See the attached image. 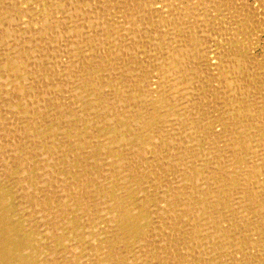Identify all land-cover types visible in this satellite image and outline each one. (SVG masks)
Returning a JSON list of instances; mask_svg holds the SVG:
<instances>
[{
	"label": "rangeland",
	"instance_id": "374dc122",
	"mask_svg": "<svg viewBox=\"0 0 264 264\" xmlns=\"http://www.w3.org/2000/svg\"><path fill=\"white\" fill-rule=\"evenodd\" d=\"M0 64V264H264V0H0Z\"/></svg>",
	"mask_w": 264,
	"mask_h": 264
},
{
	"label": "bare ground",
	"instance_id": "6f19581e",
	"mask_svg": "<svg viewBox=\"0 0 264 264\" xmlns=\"http://www.w3.org/2000/svg\"><path fill=\"white\" fill-rule=\"evenodd\" d=\"M124 1V0H123ZM77 3V2H76ZM90 3V2H89ZM56 4V3H55ZM91 4H92V2H91ZM53 5V4H52ZM118 5V4H117ZM124 5V4H123ZM55 6V5H54ZM114 6V5H113ZM141 6V5H140ZM101 7V6H100ZM73 8V7H72ZM96 8V7H95ZM116 8V7H115ZM74 9V8H73ZM122 9V8H121ZM120 9V10H121ZM69 10V9H68ZM97 10V9H96ZM101 10V9H100ZM102 10H104V9H102ZM55 11V10H54ZM15 12V11H14ZM13 12V13H14ZM84 13V12H83ZM89 13V12H88ZM123 13V12H122ZM43 15V14H42ZM72 15V14H71ZM87 15V14H86ZM97 15V14H96ZM99 15V14H98ZM97 15V16H98ZM111 15H113V14H111ZM133 15V14H132ZM26 16V15H25ZM95 16V15H94ZM96 16V18H98ZM134 16V15H133ZM74 17V16H73ZM86 17V16H85ZM102 17V16H101ZM116 17V16H115ZM105 19V18H104ZM125 19V18H124ZM137 19V18H136ZM82 20V19H81ZM88 20V19H87ZM245 20V19H244ZM141 21V20H140ZM143 21V20H142ZM96 22V21H95ZM97 23H98V21H97ZM84 24V23H83ZM94 24V23H93ZM103 24V23H102ZM131 25V24H130ZM142 25V24H141ZM151 25V24H150ZM148 26V25H147ZM46 28V27H45ZM51 28V27H50ZM87 28V27H86ZM93 28V27H92ZM94 29V28H93ZM44 30V29H43ZM42 30V31H43ZM11 31V30H10ZM54 31V30H53ZM59 31V30H58ZM101 32V31H100ZM105 32V31H104ZM130 32H131V30H130ZM135 32H137V31H135ZM93 33H95V32H93ZM132 33V32H131ZM30 34V33H29ZM74 34V33H73ZM46 35V34H45ZM105 35V34H104ZM5 36V35H4ZM47 36V35H46ZM184 36V35H183ZM34 37V36H33ZM32 37V38H33ZM52 37V36H51ZM119 37V36H118ZM123 37V36H122ZM127 37V36H126ZM186 37V36H185ZM27 39H29V38H27ZM40 39V38H39ZM87 39V38H86ZM116 39V38H115ZM120 40V39H119ZM191 40V39H190ZM13 41V40H12ZM50 41V40H49ZM96 41V40H95ZM99 41V40H98ZM105 41V40H104ZM135 41V40H134ZM46 42V41H45ZM93 42V41H92ZM32 43H33V41H32ZM48 43V42H47ZM54 43V42H53ZM108 43V42H107ZM87 44V43H86ZM118 44H119V42H118ZM145 44V43H144ZM20 45V44H19ZM22 45V44H21ZM48 46V45H47ZM53 46V45H52ZM13 47V46H12ZM32 47V46H31ZM50 47V46H49ZM192 47V46H191ZM2 48V47H1ZM43 48V47H42ZM22 49V48H21ZM37 49V48H36ZM132 49V48H131ZM136 49V48H135ZM19 50V49H18ZM37 51V50H36ZM46 51V50H45ZM28 52V51H27ZM41 52V51H40ZM115 52H116V50H115ZM187 52V51H186ZM15 53V52H14ZM13 53V54H14ZM48 53V52H47ZM103 53V52H102ZM87 55V54H86ZM44 56V55H43ZM109 56V55H108ZM36 57H38V56H36ZM49 57V56H48ZM86 57V56H85ZM34 58V57H33ZM89 58V57H88ZM101 58V57H100ZM168 58V57H167ZM39 59V58H38ZM98 59V58H97ZM104 59V58H103ZM111 59V58H110ZM35 60V59H34ZM112 60V59H111ZM4 61V60H3ZM26 61V60H25ZM136 61V60H135ZM175 61V60H174ZM43 62V61H42ZM82 62V61H81ZM80 62V63H81ZM112 62H113V60H112ZM132 63V62H131ZM130 64V63H129ZM1 65V64H0ZM12 65V64H11ZM34 65V64H33ZM77 65V64H76ZM117 66H118V64H116ZM120 65V64H119ZM17 66L20 68V65H18L17 64ZM86 67V66H85ZM116 67V66H115ZM133 67V66H132ZM33 68V67H32ZM77 69V68H76ZM87 69V68H86ZM75 70V69H74ZM83 70H84V68H83ZM90 70V69H89ZM182 70H183V68H182ZM184 71V70H183ZM14 72H16V71H14ZM36 72V71H35ZM38 72V71H37ZM42 72H43V70H42ZM45 72V71H44ZM81 72V71H80ZM124 73V72H123ZM10 74V73H9ZM70 74V73H69ZM173 74V73H172ZM66 75H68V74H66ZM117 75V74H116ZM110 76V75H109ZM135 76V75H134ZM41 77V76H40ZM79 77V76H78ZM81 77V76H80ZM171 77V76H170ZM68 78V77H67ZM98 78V77H97ZM146 78V77H145ZM197 78V77H196ZM116 80V79H115ZM30 81H31V79H30ZM52 81V80H51ZM58 81V80H57ZM62 81H64V80H62ZM84 81V80H83ZM136 81V80H135ZM134 81V82H135ZM74 82H76V81H74ZM88 82V81H87ZM138 82V81H137ZM25 83V82H24ZM35 83V82H34ZM57 83H59V82H57ZM67 83V82H66ZM89 83H90V80H89V82H88V85H89ZM165 83V82H164ZM196 83V82H195ZM31 84V83H30ZM48 84V83H47ZM162 84V83H161ZM25 85V84H24ZM27 85V84H26ZM50 85V84H49ZM64 85V84H63ZM87 85V86H88ZM62 86V85H61ZM67 86V85H66ZM15 87V86H14ZM13 87V88H14ZM44 87V86H43ZM126 87V86H125ZM174 87V86H173ZM66 88V87H65ZM1 90V89H0ZM21 90V89H20ZM150 91V90H149ZM152 94V93H151ZM109 95V94H108ZM196 95V94H195ZM20 96H21V94H20ZM47 96V95H46ZM92 96V95H91ZM194 96V95H193ZM22 97V96H21ZM3 98V97H2ZM20 98V97H19ZM5 99V98H4ZM4 99H2V100H4ZM101 99V98H100ZM6 100V99H5ZM45 100V99H44ZM93 100V99H92ZM176 100H177V98H176ZM175 100V101H176ZM192 100V99H191ZM70 101V100H69ZM188 101V100H187ZM138 102V101H137ZM16 103V102H15ZM36 103V102H35ZM105 103V102H104ZM140 103V102H139ZM154 103V102H153ZM33 104V103H32ZM73 105L74 104H72L71 106L73 107ZM77 105V104H76ZM180 106V105H179ZM93 107V106H92ZM94 107H96V106H94ZM104 107V106H103ZM112 107V106H111ZM142 107V106H141ZM153 107V106H152ZM42 108V107H41ZM70 108V107H69ZM125 109V108H124ZM76 110V109H75ZM148 111V110H147ZM146 111V112H147ZM10 112V111H9ZM19 112V111H18ZM37 112V111H36ZM73 112V111H72ZM146 112H144V113H146ZM57 113V112H56ZM77 113V112H76ZM132 113V112H131ZM49 116V115H48ZM136 116H137V114H136ZM39 118V117H38ZM66 118V117H65ZM55 119V118H54ZM53 119V120H54ZM59 119V118H58ZM59 120H61V118L59 119ZM258 120V119H257ZM50 121V120H49ZM118 121V120H117ZM4 122V121H3ZM258 122V121H257ZM260 122H262V121H260ZM259 122V123H260ZM138 123V122H137ZM142 123H143V121H142ZM62 124V123H61ZM140 124V123H139ZM122 126V125H121ZM132 126V125H131ZM249 126V125H248ZM34 127V126H33ZM118 127V126H117ZM162 127V126H161ZM151 128V127H150ZM119 129V128H118ZM135 130V129H134ZM136 130H137V128H136ZM141 130V129H140ZM154 130H156V129H154ZM28 131V130H27ZM123 131H125V130H123ZM74 132V131H73ZM171 132V131H170ZM75 133V132H74ZM94 133V132H93ZM3 135V134H2ZM252 135H254V134H252ZM33 137V136H32ZM50 137V136H49ZM115 137V136H114ZM128 137V136H127ZM150 137V136H149ZM108 139V138H107ZM44 140V139H43ZM85 140V139H84ZM125 140V139H124ZM2 141H4V140H2ZM156 141V140H155ZM127 142V141H126ZM125 142V143H126ZM93 143V142H92ZM132 143V142H131ZM129 144V143H128ZM127 144V145H128ZM3 145V144H2ZM1 145V146H2ZM125 145V144H124ZM137 145V144H136ZM139 145V144H138ZM5 146V145H4ZM44 146V145H43ZM132 148V147H131ZM147 148V147H146ZM157 149H158V147H157ZM119 151V150H118ZM149 151V150H148ZM61 152V151H60ZM137 152V151H136ZM57 153V152H56ZM102 153V152H101ZM135 153V152H134ZM148 153V152H147ZM49 154V153H48ZM138 155H139V153H138ZM140 155H142L141 153H140ZM47 156V155H46ZM49 156V155H48ZM201 156H202V154H201ZM233 156V155H232ZM231 156V157H232ZM218 157V156H217ZM55 158V157H54ZM53 158V159H54ZM130 158V157H129ZM132 158V157H131ZM138 158V157H137ZM136 158V159H137ZM152 158V157H151ZM45 159V158H44ZM128 159V158H127ZM135 159V160H136ZM144 159V158H143ZM150 159V158H149ZM56 160V159H55ZM75 160V159H74ZM132 160V159H131ZM148 160V159H147ZM141 161V160H140ZM258 161V160H257ZM139 162V161H138ZM62 163V162H61ZM82 163V162H81ZM252 164V163H251ZM230 165V164H229ZM202 166V165H201ZM143 167V166H142ZM188 168V167H187ZM191 168V167H190ZM251 168V167H250ZM71 169V168H70ZM71 172V171H70ZM207 172V171H206ZM221 173V172H220ZM83 176V175H82ZM190 176V175H189ZM198 176V175H197ZM239 176V175H238ZM242 176V175H241ZM102 177V176H101ZM104 177V176H103ZM60 178V177H59ZM69 178V177H68ZM217 178V177H216ZM54 179V178H53ZM71 179V178H70ZM64 180V179H63ZM200 180V179H199ZM85 181V180H84ZM132 181V180H131ZM85 183V182H84ZM197 183H198V181H197ZM75 184V183H74ZM77 184V183H76ZM194 184H195V182H194ZM80 185V184H79ZM188 185V184H187ZM185 186V185H184ZM197 186V185H196ZM65 187V186H64ZM256 188V187H255ZM52 189V188H51ZM72 189V188H71ZM84 189H86V188H84ZM83 189V190H84ZM190 189V188H189ZM69 190V189H68ZM86 192V191H85ZM81 193V192H80ZM91 193V192H90ZM73 194V193H72ZM205 194V193H204ZM55 195V194H54ZM235 195V194H234ZM204 196V195H203ZM58 197V196H57ZM91 197V196H90ZM62 198V197H61ZM63 199H64V197H63ZM83 199H85V198H83ZM116 199V198H115ZM180 199V198H179ZM61 200V199H60ZM188 200V199H187ZM88 201V200H87ZM212 202V201H211ZM127 203V202H126ZM213 203V202H212ZM242 203V202H241ZM96 204V203H95ZM120 204V203H119ZM119 206V205H118ZM116 207V206H115ZM72 208V207H71ZM108 208V207H107ZM117 208V207H116ZM162 208V207H161ZM164 208V207H163ZM51 209V208H50ZM253 209V208H252ZM134 210V209H133ZM144 210V209H143ZM46 211V210H45ZM99 211V210H98ZM198 211V210H197ZM55 213V212H54ZM50 214V213H49ZM62 215V214H61ZM115 216V215H114ZM192 216V215H191ZM69 217V216H68ZM134 217V216H133ZM66 218V217H65ZM64 218V219H65ZM89 218H91V217H89ZM111 218V217H110ZM140 218V217H139ZM146 218V217H145ZM169 218V217H168ZM193 218V217H192ZM234 218V217H233ZM64 219H62V221L64 220ZM107 219V218H106ZM113 219V218H112ZM155 219V218H154ZM191 219V218H190ZM206 219V218H205ZM50 220H53V219H50ZM114 220V219H113ZM218 221V220H217ZM134 222V221H133ZM56 224V223H55ZM118 224V223H117ZM167 224V223H166ZM165 224V225H166ZM60 225V224H59ZM122 225V224H121ZM127 225V224H126ZM190 225V224H189ZM42 226V225H41ZM107 226H109V225H107ZM143 226V225H142ZM132 227V226H131ZM146 227V226H145ZM133 228V227H132ZM131 228V229H132ZM141 228V227H140ZM175 228V227H174ZM47 229V228H46ZM124 229V228H123ZM161 229V228H160ZM194 229V228H193ZM73 230V229H72ZM119 230V229H118ZM117 230V231H118ZM125 230V229H124ZM46 231V230H45ZM75 231V230H74ZM126 231V230H125ZM130 231V230H129ZM134 231V230H133ZM77 232V231H76ZM171 234V233H170ZM131 235H132V233H131ZM165 235V234H164ZM74 236V235H73ZM123 236V235H122ZM139 237V236H138ZM199 237V236H198ZM123 238V237H122ZM171 239V238H170ZM193 240H194V238H192ZM217 239V238H216ZM143 240V239H142ZM118 242V241H117ZM211 242V241H210ZM66 243V242H65ZM116 244V243H115ZM126 244H127V242H126ZM195 244V243H194ZM226 245V244H225ZM71 246V245H70ZM51 247V246H50ZM161 248V247H160ZM12 249H14V246H13V243H12V240H11V236H10V233H8V234H6V235H4V236H1L0 235V252H1V250H3L5 253H2V257H5L6 258V256L8 255V253L10 252H8V250H12ZM209 249V248H208ZM16 250H17V248H16ZM133 250H135V249H133ZM145 251V250H144ZM6 252H8V253H6ZM71 253V252H70ZM123 253V252H122ZM135 253H137V252H135ZM162 253V252H161ZM12 253H9V255H11ZM8 255V256H9ZM89 255V254H88ZM217 255V254H216ZM92 256V255H91ZM126 256V255H125ZM174 257V256H173ZM234 257V256H233ZM222 258V257H221ZM235 258V257H234ZM59 259V258H58ZM167 259V258H166ZM161 261V260H160ZM204 261V260H203ZM70 262V261H69ZM84 262V261H83ZM172 262H173V260H172ZM73 263V262H72ZM206 264V263H205Z\"/></svg>",
	"mask_w": 264,
	"mask_h": 264
}]
</instances>
